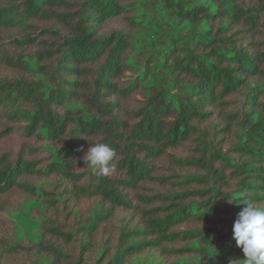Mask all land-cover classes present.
Listing matches in <instances>:
<instances>
[{"label": "trees", "instance_id": "1", "mask_svg": "<svg viewBox=\"0 0 264 264\" xmlns=\"http://www.w3.org/2000/svg\"><path fill=\"white\" fill-rule=\"evenodd\" d=\"M101 142L108 175L82 159ZM246 202L264 0H0V264H236Z\"/></svg>", "mask_w": 264, "mask_h": 264}, {"label": "clouds", "instance_id": "2", "mask_svg": "<svg viewBox=\"0 0 264 264\" xmlns=\"http://www.w3.org/2000/svg\"><path fill=\"white\" fill-rule=\"evenodd\" d=\"M90 145L82 157L84 163L101 175L115 171V149L102 142ZM244 205L232 226L233 239L244 258L232 261L236 264H264V208L251 202Z\"/></svg>", "mask_w": 264, "mask_h": 264}, {"label": "rangeland", "instance_id": "3", "mask_svg": "<svg viewBox=\"0 0 264 264\" xmlns=\"http://www.w3.org/2000/svg\"><path fill=\"white\" fill-rule=\"evenodd\" d=\"M6 215L12 220L13 224L16 225L19 236H22V234H24L23 236L27 235L30 237L33 234H36L35 229L37 228L38 223L35 221L27 222V218L30 217L14 211L6 212ZM22 229L24 231H21Z\"/></svg>", "mask_w": 264, "mask_h": 264}]
</instances>
